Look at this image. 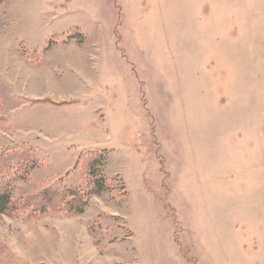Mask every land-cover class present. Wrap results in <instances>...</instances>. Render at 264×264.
Returning <instances> with one entry per match:
<instances>
[{
    "label": "rangeland",
    "instance_id": "374dc122",
    "mask_svg": "<svg viewBox=\"0 0 264 264\" xmlns=\"http://www.w3.org/2000/svg\"><path fill=\"white\" fill-rule=\"evenodd\" d=\"M13 155L0 264H264V0H0Z\"/></svg>",
    "mask_w": 264,
    "mask_h": 264
},
{
    "label": "trees",
    "instance_id": "16d2710c",
    "mask_svg": "<svg viewBox=\"0 0 264 264\" xmlns=\"http://www.w3.org/2000/svg\"><path fill=\"white\" fill-rule=\"evenodd\" d=\"M3 1V0H1ZM21 157V155H19ZM93 158H91L90 162L87 164V170L89 173V176L92 177L95 180L94 183V195L100 196L102 193L106 191V178L100 173V170H104L106 166V159L105 156L98 153H93ZM18 156H5V157H0V174L1 176L4 175L5 171L7 172L8 169H10V164L14 162V160L17 159ZM23 158L20 159V161ZM19 161V160H18ZM32 165H29V160L26 159L23 163H25L29 169L32 170L34 168L35 161H31ZM30 166V167H29ZM5 170V171H3ZM30 170V171H31ZM3 171V172H2ZM0 217L3 215H6L10 212V210L14 209L13 208V197H12V192H13V187L12 183L6 184V185H0ZM64 195L66 196V193L63 192H57L56 190H50L46 189L40 193H38L36 196L33 197L36 201L39 202V205L42 207V211L45 210L46 207H52L57 205L59 202L63 203V206L66 207L65 210L66 212H76V213H83L84 209L86 207L87 201L82 199H76L74 198L75 195H72L73 201L72 203L70 202H65L64 201ZM71 196V195H69ZM55 204V205H54Z\"/></svg>",
    "mask_w": 264,
    "mask_h": 264
}]
</instances>
